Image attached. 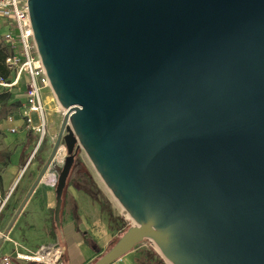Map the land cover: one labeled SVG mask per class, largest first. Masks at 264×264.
<instances>
[{
    "label": "water",
    "instance_id": "95a60500",
    "mask_svg": "<svg viewBox=\"0 0 264 264\" xmlns=\"http://www.w3.org/2000/svg\"><path fill=\"white\" fill-rule=\"evenodd\" d=\"M64 111L20 213L82 150L131 222L92 264L143 240L170 264H264V0H27ZM1 244V242H0Z\"/></svg>",
    "mask_w": 264,
    "mask_h": 264
},
{
    "label": "crops",
    "instance_id": "0c3cea01",
    "mask_svg": "<svg viewBox=\"0 0 264 264\" xmlns=\"http://www.w3.org/2000/svg\"><path fill=\"white\" fill-rule=\"evenodd\" d=\"M7 34H15V30L10 21L0 18V47L10 54L9 45L3 40ZM0 80L7 85H0V198L12 191L0 213V264L6 257L11 259L10 264H36L16 260L14 254L29 255L49 243H55L62 251V264H92L128 226L126 224L120 228L118 223L127 222L128 219L85 164L73 168L67 180L62 194L60 227L53 218L55 187L47 182L52 171H56L52 168L46 180L36 186L8 229L42 166L32 161L21 174L38 139L37 134L26 130L21 118L28 78L26 75L18 77L14 70H9L6 79ZM51 93L47 88L41 91L46 109L44 141L47 139L48 145L52 139L55 115ZM9 117L14 118L13 123L8 121ZM33 120H37L35 115ZM12 129L15 131L11 132ZM136 256L135 252H129L112 264H135Z\"/></svg>",
    "mask_w": 264,
    "mask_h": 264
},
{
    "label": "built area",
    "instance_id": "2783aa9c",
    "mask_svg": "<svg viewBox=\"0 0 264 264\" xmlns=\"http://www.w3.org/2000/svg\"><path fill=\"white\" fill-rule=\"evenodd\" d=\"M0 18L10 21L15 30V34H7L3 37L4 42L10 48V54L5 60V65L9 70H14L18 77L26 75L28 78L21 118L26 130L38 136L37 142L21 170V174L23 175L39 153L46 136V109L41 91L46 88L50 89V86L33 40L27 0H0ZM0 85L7 86L1 80ZM34 115L37 119L36 122L33 120ZM8 121L13 123L14 118L9 117ZM14 131V129L11 130V132ZM65 156L66 154H59L58 151L47 173L54 167H60L64 163ZM44 178L42 181H44ZM57 179L58 174L56 171H52L51 177L48 178L47 182L56 187ZM11 192L6 197L0 198V213L6 206ZM62 254V251L55 243H49L39 247L29 255L15 253L14 259L36 264H62ZM10 261L11 259L6 257L2 260V264H10Z\"/></svg>",
    "mask_w": 264,
    "mask_h": 264
},
{
    "label": "rangeland",
    "instance_id": "374dc122",
    "mask_svg": "<svg viewBox=\"0 0 264 264\" xmlns=\"http://www.w3.org/2000/svg\"><path fill=\"white\" fill-rule=\"evenodd\" d=\"M51 97L53 98L52 107H54V110H55L54 120L52 122V129H53V132L51 133L52 139H51V142H49V145H48L47 139L43 142V144L41 145V148L39 150L40 152L38 153V156L33 160V162H38L39 166H43L49 157V154L51 152V148L53 147L56 136L58 134L59 127H60V124H61V121L63 118V113H64V111L57 104L56 99L52 93H51ZM48 117H49V115H48ZM63 154H65L64 149H63ZM78 157H79V159H81V161H80L81 165L80 166L76 165L74 168L82 167L85 164L86 167H88L92 171V173L95 175V177L99 181L100 185H102V187H104L107 195L115 202V205H117V208L121 209L118 202L113 198V196L111 195L109 190L105 187L102 180L99 178V176L97 175V173L93 169L91 163L89 162L88 158L86 157V155L84 154V152L82 150L79 151ZM62 166H63V164L60 167H54L57 174L59 173ZM126 224H128V226H126V227H129L131 225V222L129 220L127 222L126 221H120V223H118V227L124 228ZM132 252H135L137 255L135 257V264H170L162 256V254L160 253V250L155 245H153L152 243H150L147 240H143L140 244L135 246L133 248V250L131 251V253Z\"/></svg>",
    "mask_w": 264,
    "mask_h": 264
},
{
    "label": "trees",
    "instance_id": "16d2710c",
    "mask_svg": "<svg viewBox=\"0 0 264 264\" xmlns=\"http://www.w3.org/2000/svg\"><path fill=\"white\" fill-rule=\"evenodd\" d=\"M8 56H9L8 50H6V49L0 47V78H1V79H6V77H7L8 74H9V70H8V69L5 67V65H4V62H5V60H6V58H7ZM76 165H78V166L81 165V162H80V160H79L78 155L75 156V162H74V165H73L72 169H73ZM66 187H67V184H66ZM66 187H65V188H66ZM102 210H103V207H102ZM107 212H108V211H107ZM108 214H109V212H108ZM109 216H110V218H111V214H110ZM127 228H128V227H127ZM127 228H125L124 231H126ZM124 231H123V232H124ZM114 243H115V241H114Z\"/></svg>",
    "mask_w": 264,
    "mask_h": 264
},
{
    "label": "bare ground",
    "instance_id": "6f19581e",
    "mask_svg": "<svg viewBox=\"0 0 264 264\" xmlns=\"http://www.w3.org/2000/svg\"><path fill=\"white\" fill-rule=\"evenodd\" d=\"M52 94H53V93H52ZM63 114H64V113H63ZM61 153H63V147H62V146H61L60 149H59V154H61ZM46 177H47V176H45L44 181L46 180Z\"/></svg>",
    "mask_w": 264,
    "mask_h": 264
}]
</instances>
